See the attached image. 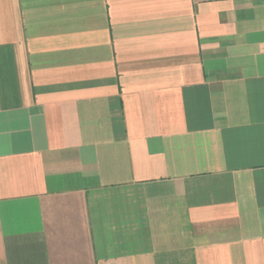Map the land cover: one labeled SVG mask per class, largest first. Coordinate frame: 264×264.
<instances>
[{"label":"crops","instance_id":"obj_1","mask_svg":"<svg viewBox=\"0 0 264 264\" xmlns=\"http://www.w3.org/2000/svg\"><path fill=\"white\" fill-rule=\"evenodd\" d=\"M0 264H264V0H0Z\"/></svg>","mask_w":264,"mask_h":264}]
</instances>
